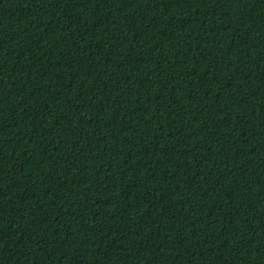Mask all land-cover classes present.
Instances as JSON below:
<instances>
[{
    "label": "trees",
    "instance_id": "trees-1",
    "mask_svg": "<svg viewBox=\"0 0 264 264\" xmlns=\"http://www.w3.org/2000/svg\"><path fill=\"white\" fill-rule=\"evenodd\" d=\"M0 264H264V0H0Z\"/></svg>",
    "mask_w": 264,
    "mask_h": 264
}]
</instances>
